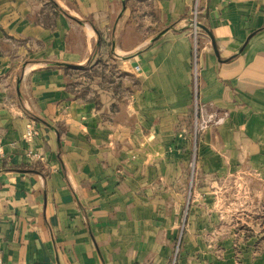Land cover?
<instances>
[{
    "label": "crops",
    "instance_id": "obj_1",
    "mask_svg": "<svg viewBox=\"0 0 264 264\" xmlns=\"http://www.w3.org/2000/svg\"><path fill=\"white\" fill-rule=\"evenodd\" d=\"M197 94L264 129V0H0L2 264L163 251Z\"/></svg>",
    "mask_w": 264,
    "mask_h": 264
},
{
    "label": "rangeland",
    "instance_id": "obj_2",
    "mask_svg": "<svg viewBox=\"0 0 264 264\" xmlns=\"http://www.w3.org/2000/svg\"><path fill=\"white\" fill-rule=\"evenodd\" d=\"M198 57L196 38L195 74ZM196 101L190 146L181 151L189 154L187 181L175 201L165 193L155 225L163 251L150 252L156 241H149L135 264H264V129L218 102L198 94Z\"/></svg>",
    "mask_w": 264,
    "mask_h": 264
},
{
    "label": "built area",
    "instance_id": "obj_3",
    "mask_svg": "<svg viewBox=\"0 0 264 264\" xmlns=\"http://www.w3.org/2000/svg\"><path fill=\"white\" fill-rule=\"evenodd\" d=\"M199 12L197 4H195L190 17V26H191V33L194 37V40L197 38L199 34ZM38 135V129L33 123H29L22 134V139L26 142H30L32 139H34ZM25 154L29 157H34L36 153L32 149H26ZM4 157V147L2 143V139L0 138V166L2 163V159ZM0 264H2V260L0 259Z\"/></svg>",
    "mask_w": 264,
    "mask_h": 264
},
{
    "label": "water",
    "instance_id": "obj_4",
    "mask_svg": "<svg viewBox=\"0 0 264 264\" xmlns=\"http://www.w3.org/2000/svg\"><path fill=\"white\" fill-rule=\"evenodd\" d=\"M199 26H200L202 29H204V30L208 33V35L210 36L211 41H212V43H213L214 39H213V36H212L210 30H209L208 28H206V26H204V25H202V24H200V23H199Z\"/></svg>",
    "mask_w": 264,
    "mask_h": 264
}]
</instances>
